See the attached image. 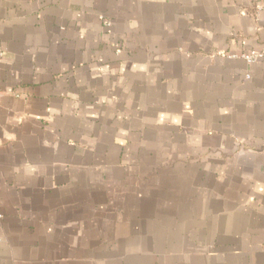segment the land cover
<instances>
[{
	"label": "crops",
	"instance_id": "crops-1",
	"mask_svg": "<svg viewBox=\"0 0 264 264\" xmlns=\"http://www.w3.org/2000/svg\"><path fill=\"white\" fill-rule=\"evenodd\" d=\"M264 0H0V264H264Z\"/></svg>",
	"mask_w": 264,
	"mask_h": 264
},
{
	"label": "built area",
	"instance_id": "built-area-1",
	"mask_svg": "<svg viewBox=\"0 0 264 264\" xmlns=\"http://www.w3.org/2000/svg\"><path fill=\"white\" fill-rule=\"evenodd\" d=\"M235 57H240L248 63H256L264 57V48L252 53H242L239 56Z\"/></svg>",
	"mask_w": 264,
	"mask_h": 264
}]
</instances>
